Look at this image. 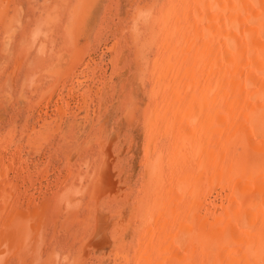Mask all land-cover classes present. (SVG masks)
I'll use <instances>...</instances> for the list:
<instances>
[{"label":"bare ground","instance_id":"1","mask_svg":"<svg viewBox=\"0 0 264 264\" xmlns=\"http://www.w3.org/2000/svg\"><path fill=\"white\" fill-rule=\"evenodd\" d=\"M98 1L78 0L72 9L65 24L71 51L58 54L47 71L57 83L80 61V39ZM162 17L153 75L162 107L147 132L152 196L138 264H264V0H170ZM47 94L52 89L40 102ZM42 105L45 121L51 115ZM159 131L168 137L167 153L159 150ZM113 140L106 141L103 160L83 189L96 204L121 194ZM14 164L0 162V185L7 188H0V264H9L11 251L23 260L24 250L36 251L33 234L23 236L31 229L22 220L36 195L23 194V175ZM19 195L28 199L18 197L23 209L16 207ZM108 218L99 213L84 255L112 245ZM18 225V231L10 228ZM25 237L32 246L24 247Z\"/></svg>","mask_w":264,"mask_h":264},{"label":"rangeland","instance_id":"2","mask_svg":"<svg viewBox=\"0 0 264 264\" xmlns=\"http://www.w3.org/2000/svg\"><path fill=\"white\" fill-rule=\"evenodd\" d=\"M77 1L0 0V162H15L14 171L24 177L23 194L36 195L35 202L23 195L15 202L17 209H23L18 197L28 203L25 209L31 213L22 220L32 233L23 236L33 234L36 251L24 250V260L11 251L9 264H138L147 235L144 218L152 194L145 146L152 116L162 107L153 75L161 53L160 20L170 0L96 2L80 39L81 59L57 83L47 71L58 54L71 51L65 24ZM50 89L52 96L40 102ZM44 103L51 115L45 121ZM158 134L159 150L167 153L168 137ZM113 138L121 194L96 204L83 189ZM154 155L152 162H157ZM62 194L68 200L61 201ZM99 213L108 215L109 235L115 239L109 249L84 255ZM15 227L18 231L19 225L10 228ZM28 238H23L24 247L32 246Z\"/></svg>","mask_w":264,"mask_h":264}]
</instances>
